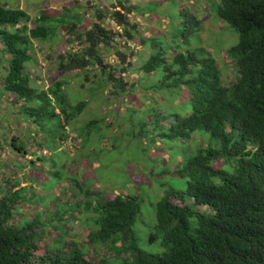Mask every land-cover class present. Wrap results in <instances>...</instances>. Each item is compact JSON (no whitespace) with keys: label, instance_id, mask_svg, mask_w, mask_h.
<instances>
[{"label":"trees","instance_id":"16d2710c","mask_svg":"<svg viewBox=\"0 0 264 264\" xmlns=\"http://www.w3.org/2000/svg\"><path fill=\"white\" fill-rule=\"evenodd\" d=\"M4 1H0V63L5 65L0 67V88L2 95L10 96V106L26 116L24 122L36 126L30 137L39 140L34 145L31 142L29 151L18 137H13L9 145L23 156H35L31 165L46 157L54 167L53 158L44 155L42 148L54 145L59 149L67 141L66 127L77 119L86 103L82 99L72 104V93L63 80L54 82L48 91L34 86L27 73V65L36 62L34 41L48 42L52 49L58 30L64 28L70 47L54 54L55 61L51 59L53 53L47 55L55 62V69L61 74L76 70L75 81L81 91L88 83L98 91L112 85L114 95L126 103L123 98L135 91L125 77L132 64L125 65L128 60L117 50V40L127 37L135 41L138 25L128 15L138 12L145 18L150 10L124 5L112 14L97 10L93 15L97 21L89 28H80L83 15L75 7L54 15L42 11L32 19L26 11L9 7ZM199 1L211 8L215 2L218 17L238 34L237 43L227 50L237 68L236 82L226 86L216 60L204 49L193 47V37L202 31V2L198 10L182 8L174 12L176 20L165 14L168 28L172 26L171 38L160 34L142 37L138 42L149 53L140 68L143 74L138 85L152 74L155 81L138 88L142 100L149 104L148 110H142L153 114L152 130L161 140L187 141L199 133L204 141L195 153L184 159L178 157L173 180L184 181L185 189L168 187L164 196L150 204L155 205L156 226L149 242L159 244L156 254L140 248L136 231L137 223L144 222L142 205L147 194L144 197L129 192L113 199L97 195L94 203H86L93 214L89 218V243L108 247L117 264H264V0ZM177 3L172 1L175 6ZM107 15L122 32L104 26ZM173 49L176 51L171 55ZM110 50H117L120 66L103 62L102 56ZM128 51L134 55L133 49L127 47ZM183 88L189 92V99L169 114L157 113V102L145 93L165 91L175 97ZM165 120L172 122L161 125ZM98 124L94 119L79 130L84 143L91 133L85 130L98 131ZM218 161L223 163L220 168L215 166ZM62 176L58 171L50 175L55 180ZM19 184L5 181L0 197V264H92L84 246L66 240L65 224L78 219L75 213L80 204H58L49 220L38 215L19 225L15 216L20 214V201L27 203L28 197L26 188L15 190ZM81 189L77 186L79 193ZM47 228L57 230L58 237L44 254L36 256Z\"/></svg>","mask_w":264,"mask_h":264},{"label":"rangeland","instance_id":"374dc122","mask_svg":"<svg viewBox=\"0 0 264 264\" xmlns=\"http://www.w3.org/2000/svg\"><path fill=\"white\" fill-rule=\"evenodd\" d=\"M172 1H178L177 5H173ZM4 2L9 7L26 11L32 19L42 11L54 15L58 12L72 11L75 7L77 8L75 11L83 15L80 28H89L97 21L93 16L97 10L112 14L116 10L123 9V5L138 6L141 10L147 7L150 10L145 18H142L138 12L128 15V18L138 25L140 38L136 37L133 42L128 41L127 37L117 40V50L124 52L128 60V63L125 61V65L132 64L131 70L125 77L129 85L134 84L135 91L130 93L129 97L123 98L126 103L121 102V98L114 95L112 85L98 91L94 84L88 83L85 90L82 88L83 91H81L79 82L75 81L78 74L76 70L61 74L55 69V62H52L47 55L53 53L51 59L55 61L54 54L70 47L64 28L58 30V38L52 45V49L48 42L34 41L32 54L36 62L27 65V73L32 77L34 86L38 90L48 91L54 82L63 80L66 83L65 88L72 93L71 103L74 104L75 101L83 99L86 106L77 119L66 127L68 138L59 149L54 145L42 148L44 155L51 156L56 166L51 167L54 163L46 162L48 160L46 157L43 163L36 162L35 165H31L30 162L35 159V156L19 154L18 151L12 149L9 142L13 137H18L21 145L27 146L26 149L29 151L31 142L34 145L39 141L35 137H30V132L35 134L36 126L24 122L26 116L14 110L12 105L10 106V96L2 95L4 92L0 88V103L3 102L0 105V197L3 195L5 181L7 183L20 181L15 190L26 188L25 192L28 197L25 201L27 203L20 201V214L15 216V222L19 225H23L25 220L35 219L38 215L44 221L49 220V215L55 212L58 204H80L79 210L75 213L78 219L65 224L68 234L66 240L75 241L84 246L88 254L87 259L92 264H117L114 261L113 251L108 247H95L89 243V218L91 220L93 214L85 205L94 203L97 195L113 199L120 194L128 195L129 192L138 193L144 197L147 194L146 202L142 205L143 213H145L144 222L137 223L136 231L140 248L147 253L156 254L160 250L159 244L149 242L156 226L155 205L150 204L156 203L161 196H164L168 187L177 185V188L185 189L184 181L179 180L180 183H176L173 180V172L179 166L178 157L186 158L195 153V149L204 139L199 133L193 134L192 138L187 141H166L156 136L157 134L152 130L153 124L150 118L153 114L142 110L143 108L149 109L148 101L145 103L142 100V93L138 90L144 82L153 84L155 81L152 74L149 79L143 80V83L138 85V79L143 74L140 68L149 54L144 46L138 45V42L142 37L149 38L160 34L170 37L172 26L169 25L168 28L169 21L168 18H164L165 14L176 20L173 16L174 12H179L182 8L198 10V5L202 2L199 5L203 21L202 31L200 36L196 34L193 37L195 41L192 44L194 48L204 49L207 56L216 60L222 71L223 82L229 86L236 82L237 68L227 55V50L237 43L238 34L218 17L214 7L215 2L212 3V8L208 3L199 0H5ZM102 16L106 15L102 14ZM104 19L103 24L106 28H115L122 32V29L109 15L107 19ZM127 47L133 49V56L130 51H128L129 54L126 53ZM117 50H110L107 52L108 55L104 54L103 62L108 66L109 64L120 66L119 62L122 59L118 56ZM175 51L176 49H173L169 52L174 55ZM4 66L0 63L1 69ZM2 71L0 70V74ZM160 79L161 74L158 75V80ZM67 84L70 86L68 87ZM145 93L149 97L153 96L151 100L157 102L159 107L157 113L159 114L178 111L177 106L189 99V92L185 88L175 97L165 91H159L157 94ZM127 108L131 110L127 112ZM94 119L99 120L98 131L93 128L86 129L85 131H91V133L87 142L84 143L79 130ZM171 122V120H165L161 125ZM207 137L210 139L209 135ZM33 147H31L32 151ZM36 155L40 154L37 152ZM215 166L216 168L222 167V161H218ZM57 171L63 176L55 180L50 175ZM147 185H150V189ZM77 186L82 187L80 193L77 191ZM172 201L179 204L175 199ZM83 219L86 220L82 221ZM57 237V230L47 228L44 237L38 242L39 249L36 256L44 254Z\"/></svg>","mask_w":264,"mask_h":264}]
</instances>
